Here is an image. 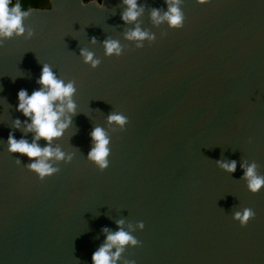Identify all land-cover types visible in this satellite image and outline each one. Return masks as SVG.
Returning a JSON list of instances; mask_svg holds the SVG:
<instances>
[{
    "label": "water",
    "instance_id": "water-1",
    "mask_svg": "<svg viewBox=\"0 0 264 264\" xmlns=\"http://www.w3.org/2000/svg\"><path fill=\"white\" fill-rule=\"evenodd\" d=\"M172 2L137 0L124 22V0H47L22 35L0 39V264H93L119 230L137 244L116 264H264V187L250 193L241 167L264 176V0H180V29L152 18ZM137 28L152 39H128ZM108 40L119 55L105 54ZM45 64L74 84L76 107L50 144L73 159H50L58 171L40 180L7 141L34 140L17 93L39 90ZM97 127L104 170L87 159ZM232 161L231 173L220 166ZM244 208L242 227L232 216Z\"/></svg>",
    "mask_w": 264,
    "mask_h": 264
},
{
    "label": "clouds",
    "instance_id": "clouds-1",
    "mask_svg": "<svg viewBox=\"0 0 264 264\" xmlns=\"http://www.w3.org/2000/svg\"><path fill=\"white\" fill-rule=\"evenodd\" d=\"M99 2V0H82V6H87L89 3ZM199 4H204L206 0H197ZM126 11L122 14L121 20L124 22L135 21L139 15L137 9V0H124ZM180 0H173L169 4L168 12L164 17H160L157 11L152 12V18L159 23L161 19L167 20L170 27L180 29L183 26L184 16L179 7ZM31 7L25 8L21 0H0V39H8L13 34L19 36L25 31L22 20L29 15ZM30 34V33H29ZM152 39L147 33L141 32L138 28L127 34L130 40L141 41L145 38ZM105 54L112 55L120 54L118 42L108 40L104 42ZM81 56L85 63H90L95 68L99 61L93 58L91 52L82 50ZM40 85L39 90L33 91L29 95L25 90L21 89L17 93V111L21 112L25 118L30 119L31 123L27 125L28 131H33L35 137L32 143L21 139L17 141L10 134L8 137V152L26 156L31 163L28 164V169L35 173L40 180L51 177L58 171L48 161L55 159L56 161L64 160L70 162L72 155L65 156L59 148H52L51 141L60 138L65 129L70 124V118L66 113L72 114L75 111L76 105L71 97L75 93V86L72 82L65 83L57 78L51 68L45 64L41 68L40 78L37 81ZM110 123H115L121 129L127 123V118L120 113H113L108 117ZM17 125L19 121L16 122ZM43 139L46 146L41 148L36 141ZM93 147L88 153V161L95 165L98 169L104 170L108 167L109 149L106 147L109 144V139L103 129L97 127L91 133ZM16 164L20 161L17 159ZM228 172H233L236 168L235 161L220 165ZM244 169L243 178L247 182V189L250 193L255 194L264 187V176L257 174L256 165L249 164L241 165ZM253 217L251 209L244 208L241 211H235L232 219L243 227ZM143 227V225H140ZM107 242L95 251L92 255L93 264H116L118 257L125 245H136V239L124 230H119L106 237ZM115 247L113 253L111 249ZM128 264H134L130 261Z\"/></svg>",
    "mask_w": 264,
    "mask_h": 264
},
{
    "label": "trees",
    "instance_id": "trees-1",
    "mask_svg": "<svg viewBox=\"0 0 264 264\" xmlns=\"http://www.w3.org/2000/svg\"><path fill=\"white\" fill-rule=\"evenodd\" d=\"M25 8H45L47 7V0H21Z\"/></svg>",
    "mask_w": 264,
    "mask_h": 264
}]
</instances>
